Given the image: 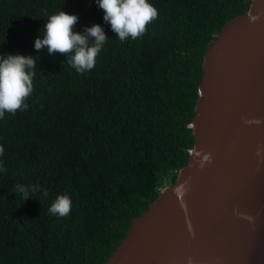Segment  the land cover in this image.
<instances>
[{"label":"trees","instance_id":"trees-1","mask_svg":"<svg viewBox=\"0 0 264 264\" xmlns=\"http://www.w3.org/2000/svg\"><path fill=\"white\" fill-rule=\"evenodd\" d=\"M149 2L156 18L122 41L91 0H0V54L39 56L28 108L0 118V264H104L186 165L204 52L249 0ZM59 10L78 16L75 31L102 25L92 69L34 49ZM16 184L48 196L23 200ZM58 194L72 200L67 216L48 211Z\"/></svg>","mask_w":264,"mask_h":264},{"label":"water","instance_id":"water-1","mask_svg":"<svg viewBox=\"0 0 264 264\" xmlns=\"http://www.w3.org/2000/svg\"><path fill=\"white\" fill-rule=\"evenodd\" d=\"M190 128L186 165L104 264H264V0L206 48Z\"/></svg>","mask_w":264,"mask_h":264},{"label":"clouds","instance_id":"clouds-1","mask_svg":"<svg viewBox=\"0 0 264 264\" xmlns=\"http://www.w3.org/2000/svg\"><path fill=\"white\" fill-rule=\"evenodd\" d=\"M103 10L102 20L107 23L111 31L120 40L141 36L146 24L156 18L157 9L149 0H91ZM74 13L59 10L49 14L43 23V34L34 38L33 47L36 50L46 48L48 53H64L68 64L77 73L90 70L96 63L101 48L108 39L101 24L93 23L84 26L82 31H75L74 25L78 21ZM38 57V58H37ZM39 56L24 54H0V118L5 113L15 114L26 110V98L33 89L35 63ZM64 59V60H65ZM259 123V121H256ZM4 146L0 145V156L4 154ZM6 171L0 162V173ZM14 191L19 192L23 200L39 191L44 197L48 191L39 184H16ZM72 207V200L66 194H58L51 202L48 211L50 214L64 217ZM251 219V217H248Z\"/></svg>","mask_w":264,"mask_h":264}]
</instances>
